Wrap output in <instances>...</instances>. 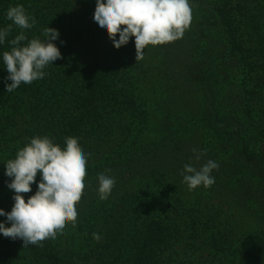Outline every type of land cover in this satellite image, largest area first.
Listing matches in <instances>:
<instances>
[{"label":"trees","instance_id":"16d2710c","mask_svg":"<svg viewBox=\"0 0 264 264\" xmlns=\"http://www.w3.org/2000/svg\"><path fill=\"white\" fill-rule=\"evenodd\" d=\"M189 2L182 38L136 60L134 37L115 49L94 25L95 0H0V55L50 27L62 56L11 93L0 61V208L14 203L5 164L32 137L87 155L76 226L42 247L0 235V264H264V0ZM17 5L32 28L6 18ZM209 159L215 182L189 191L184 165ZM100 173L116 181L104 201Z\"/></svg>","mask_w":264,"mask_h":264},{"label":"clouds","instance_id":"9594fccd","mask_svg":"<svg viewBox=\"0 0 264 264\" xmlns=\"http://www.w3.org/2000/svg\"><path fill=\"white\" fill-rule=\"evenodd\" d=\"M6 18L20 29H30L35 19L26 13L22 5L10 7ZM192 19L189 0H95L93 14L94 25L107 34L115 49L128 44L134 37L135 59H142L146 46L163 45L182 38ZM11 30V25L0 28V44ZM118 35V39H117ZM46 39H31L26 46L16 47L27 37L21 31L10 41V51L0 55L8 75L5 91L13 92L22 83L31 84L43 79L44 69L54 61L61 59V52L53 41L59 38L58 30L47 27ZM61 43H63L61 41ZM196 154V150H193ZM203 152L195 155L197 160ZM87 155L79 147L74 137L65 138L62 149L48 136L32 137L18 149L14 159L5 164L4 175L10 178L7 187L13 192L14 201L10 211L0 208V235L12 240L22 241L24 248L42 247L45 240H55L62 235L66 223L76 226V205L80 201L85 187ZM219 168L216 161L209 159L199 169L185 164L183 183L192 191L199 186L210 187L215 181L211 175ZM110 171V170H106ZM39 172L40 179L36 177ZM98 197L107 200L115 186V178L100 173ZM27 198L21 195L32 191ZM6 223L10 226L6 227ZM93 239L99 241L100 235L93 233Z\"/></svg>","mask_w":264,"mask_h":264}]
</instances>
